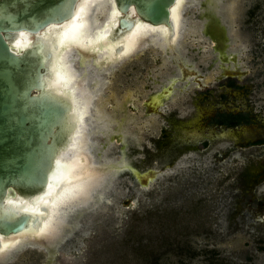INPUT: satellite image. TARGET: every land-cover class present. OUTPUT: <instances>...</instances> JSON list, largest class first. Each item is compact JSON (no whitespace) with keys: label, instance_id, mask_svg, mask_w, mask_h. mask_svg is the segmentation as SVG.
Here are the masks:
<instances>
[{"label":"rangeland","instance_id":"obj_1","mask_svg":"<svg viewBox=\"0 0 264 264\" xmlns=\"http://www.w3.org/2000/svg\"><path fill=\"white\" fill-rule=\"evenodd\" d=\"M16 1L0 0V24L18 25L23 20L41 24L68 17L72 9L71 4L43 7L41 2L36 8L40 0H26L28 4L16 10L12 6ZM204 3L203 11H183L189 28L180 35L177 56L149 43L114 67L99 68V83L104 81V85L95 103L105 104V113L112 117L117 113L119 118L131 94L132 104L126 106L131 116L128 128L140 131L153 152L155 142L176 138L174 132L166 135L164 126L202 138L204 144L195 153H205L206 139L218 135L234 141L232 148L204 159H187L176 173L147 186L135 182L133 197L93 209L81 238L57 248L79 218L85 205L81 204L62 225H55L46 245L28 241L2 257L0 264H264V0H232L225 6L232 28L228 35L233 40L228 51H239L236 60L227 63L220 61L207 35L197 34V26L208 22L205 14L212 5L208 0ZM194 12L201 20H193ZM245 43L246 50H240ZM180 65L197 76L183 75ZM222 66L240 75L215 84ZM157 76L174 83L170 97L173 110H179L176 124L164 113L146 123L141 119L142 103L151 91L160 89L162 80ZM184 112L192 121L204 118L191 129L181 124ZM220 113L246 114L249 121L227 127L218 123ZM100 133H94L99 145L105 142ZM141 155L134 157L138 160ZM95 197L85 206L94 204Z\"/></svg>","mask_w":264,"mask_h":264},{"label":"bare ground","instance_id":"obj_2","mask_svg":"<svg viewBox=\"0 0 264 264\" xmlns=\"http://www.w3.org/2000/svg\"><path fill=\"white\" fill-rule=\"evenodd\" d=\"M206 1L178 0L176 2L171 13L173 20H177L178 24L182 23L180 24L182 25L180 35H184L189 28L188 15L187 18L184 17L183 19V11L186 10V13H189L192 8H199L203 11L206 5L204 2ZM208 1L212 2V5L210 4L211 9H208L209 12L204 13L208 18V22H203L197 28L195 26L193 28H196L197 34L202 33L209 37L221 62L235 61L239 51H228L229 46L233 43L228 35L232 28L224 10L225 6L232 0ZM199 15V13L194 12L193 20H201ZM117 16H119V13L113 0H85L77 7L72 22L65 25L63 29H55L54 32L48 29L45 33L44 41L47 46H50V42H53V34L62 29L58 35V41L61 43H59L60 46L57 50L67 48L70 50L65 51V54L71 52L69 61L73 64L72 69L75 70L77 75L68 73L60 57H57V51L53 50L50 63L51 72L45 83L59 91L64 86L63 83L67 82V91L72 89L75 93L74 104H72L71 109L72 114L69 120L70 125H75L74 136L71 138L72 142L70 141L68 145V151L59 155L55 169L50 175L47 189L40 196L27 200L18 197L13 192L9 194L7 201H9L15 212L30 213L33 218L37 217V220L32 222L23 233L9 237L0 236V259L17 247L28 244L31 239H48L49 231L53 224L55 225L56 220L59 219L60 212H63L60 219L65 222V219L69 218L72 209L81 208L82 202L87 205L86 203L93 199V195H96L94 201H97L89 206L84 205L79 218L73 221L71 230L64 233L57 248L70 246L80 239L85 232V225L89 221V214L93 209L105 204L109 206L116 201L118 203L120 199L126 201L133 197L130 192H132V186L135 182L138 181V183L147 186L155 179L164 180L183 168L186 165L185 160L208 158L216 153H223L225 148L230 150L234 145V141L231 142L225 136H211L207 139L208 148L205 153H195L194 149L202 145V138L191 137L174 130V127L164 126L163 130L166 135H172L171 133L174 132L176 138L173 142L168 140L163 144L155 142L157 150L153 152L145 146V136H142L140 131H131L128 128L131 116L126 113V106L132 104L131 94L126 96L125 104L121 109L122 114L119 118L115 117L118 115L117 113L114 114V117L106 114L103 108L105 104L95 103L96 100H99L104 85V81L99 83V68L101 69L108 64L107 67L114 65L112 62L116 59L115 50L118 46H122V55L125 56L141 44L143 48L150 43L154 47L159 46L165 52L170 49L166 43V29L152 27L142 22L137 23L124 36L110 39L108 36L109 31H111L112 25H117ZM180 16L182 20L179 19ZM26 38L15 40L11 48L15 52H20L32 42V37ZM180 40L176 42V51L177 49L181 50ZM246 48V43L240 44V50H246ZM162 63V60H160L158 65H162ZM180 66L183 68L182 65ZM107 67L104 69H107ZM182 72L185 76L187 74L197 76L194 72L187 71L184 68ZM234 74L238 75L239 72L222 66L215 84H218V80L220 81ZM157 77L162 80L158 82L160 89L156 88L155 91H151V94L142 103L144 115L141 119L146 123L150 118L164 113L171 124H176L178 121L175 119L178 117L177 112L179 110L176 108L173 110V102L170 97L174 83L171 82V78L164 80V77ZM148 79L152 80L151 77H148ZM152 85L153 83H150L148 88ZM60 91L62 92V90ZM112 99H110V102H112ZM88 106L91 107H89L90 116L86 118V124H84L82 117L87 116ZM182 114L183 118L180 117L182 126L191 129L197 128L204 118L199 116L192 121L188 114L185 112ZM95 130L102 132L100 134L102 136L101 140L105 141L104 144L100 143L99 145L97 143L99 141H96L97 137L94 138ZM262 149L255 150L261 151ZM136 153L138 156L142 153V158L135 159L134 154ZM116 158H120L121 161H116ZM125 159L128 160L127 164L124 162ZM100 179L99 186H95V182ZM87 190L89 194L82 201V196L88 192ZM65 206L67 207L65 208ZM43 208H46L49 214L40 218L41 209L43 210Z\"/></svg>","mask_w":264,"mask_h":264},{"label":"water","instance_id":"obj_3","mask_svg":"<svg viewBox=\"0 0 264 264\" xmlns=\"http://www.w3.org/2000/svg\"><path fill=\"white\" fill-rule=\"evenodd\" d=\"M83 1L85 0H40L36 8L42 4L43 7L53 3L58 6L71 4L70 16L63 19H49L41 24L33 20H23L18 25L12 21H4L0 24V236L2 237L23 233L32 222L37 220V217L33 218L30 213L15 212L7 201L9 194L13 192L27 200L40 196L47 189L59 155L68 151V145L74 136L75 125H70L69 120L75 93L72 89L67 91V82L63 83L64 86L59 91L45 82L50 76L53 50L57 51V57H60L68 73L77 75L72 69L73 64L69 61L71 52L65 54V51L70 49L57 50L61 43L58 41V35L65 25L73 21L75 11ZM113 1L119 16H117V25H112L109 31L110 39L124 36L139 22L146 23L152 27L166 29V43L170 48L168 53L177 56L175 45L180 39L182 23L178 24L177 20L172 19L171 10L178 0ZM26 4H28L26 0H17L12 6L20 10ZM60 28H62L60 31L53 34V42L47 46L44 41L47 30L51 29L54 32L55 29ZM26 37H32V42L20 52H15L11 48L13 42L17 39H27ZM141 46L142 44L131 53L129 51L126 56L122 55V46H118L115 50L116 59L112 64H119L129 58L135 51L141 49ZM89 107H87V116L82 117L84 124L86 118L90 116ZM124 162L127 164L128 160L125 159ZM101 179L95 182V186H99ZM88 194L89 191L82 196V201ZM84 204L85 202H82V205ZM47 214L49 211L46 208L41 209L40 218ZM62 214L63 212L59 213L55 225L63 224V219H60ZM55 225L53 224L49 231V240L55 233ZM30 241L46 245L48 240L31 239Z\"/></svg>","mask_w":264,"mask_h":264},{"label":"trees","instance_id":"obj_4","mask_svg":"<svg viewBox=\"0 0 264 264\" xmlns=\"http://www.w3.org/2000/svg\"><path fill=\"white\" fill-rule=\"evenodd\" d=\"M218 123L227 127H237L246 124L249 120L246 114H223L218 115Z\"/></svg>","mask_w":264,"mask_h":264},{"label":"flooded vegetation","instance_id":"obj_5","mask_svg":"<svg viewBox=\"0 0 264 264\" xmlns=\"http://www.w3.org/2000/svg\"><path fill=\"white\" fill-rule=\"evenodd\" d=\"M216 119H218V116H217V118ZM207 140V139H206ZM205 142V141H204ZM206 142H208V140L206 141ZM202 144H204V143H202Z\"/></svg>","mask_w":264,"mask_h":264}]
</instances>
